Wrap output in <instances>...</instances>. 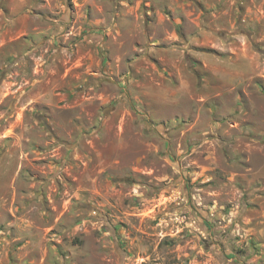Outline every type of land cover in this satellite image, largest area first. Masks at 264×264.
<instances>
[{"label":"rangeland","instance_id":"rangeland-1","mask_svg":"<svg viewBox=\"0 0 264 264\" xmlns=\"http://www.w3.org/2000/svg\"><path fill=\"white\" fill-rule=\"evenodd\" d=\"M0 264H264V0H0Z\"/></svg>","mask_w":264,"mask_h":264}]
</instances>
